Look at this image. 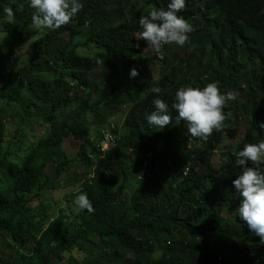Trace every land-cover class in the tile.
<instances>
[{"label": "trees", "instance_id": "1", "mask_svg": "<svg viewBox=\"0 0 264 264\" xmlns=\"http://www.w3.org/2000/svg\"><path fill=\"white\" fill-rule=\"evenodd\" d=\"M81 2L72 23L37 30L30 0H0L1 48L4 60L9 57L0 69L8 77L0 89V233L21 249L0 257V264H264V244L239 216L241 198L232 184L242 171L236 152L264 142V0H185L178 15L194 27L188 42L165 45L154 56L139 50L147 46L136 40L139 18L166 8V0ZM212 81L236 99L224 108L222 131L193 138L186 122L176 121L175 93ZM157 96L173 118L163 129L146 120ZM10 104L19 116L10 142L22 128L47 126L21 154L2 146ZM237 116L244 117L239 136ZM105 130L114 143L102 149ZM224 133L236 142L216 166L212 158ZM66 137L80 141L75 157L85 172L79 185L60 175L74 160L61 150ZM63 182L71 189L48 220L42 193ZM81 192L93 213L73 212ZM32 197L39 200L35 207H29Z\"/></svg>", "mask_w": 264, "mask_h": 264}, {"label": "clouds", "instance_id": "2", "mask_svg": "<svg viewBox=\"0 0 264 264\" xmlns=\"http://www.w3.org/2000/svg\"><path fill=\"white\" fill-rule=\"evenodd\" d=\"M166 3V8H153L139 18L142 30L136 40L143 39L147 47L156 53H160L165 45L183 47L189 40V34L194 31L192 24L178 15L185 9V0H166ZM30 7L35 10L31 16L34 29L57 30L72 23L84 5L81 0H30ZM4 12L9 21L15 15L10 6L5 7ZM136 46L139 47V44ZM97 63L104 61L98 60ZM137 75V69L132 68L130 77ZM152 92L160 94L161 89L155 87ZM235 99L234 91L223 93L218 82L212 81L203 87L179 88L172 108L178 113L176 121L186 122L187 131L193 138L207 140L214 131L223 130L226 120L224 108ZM153 104L155 110L146 116L147 123L158 129L169 126L173 118L168 104L158 96ZM235 157L236 165L242 169L232 181L241 198L238 213L248 228L260 237V243L264 244V172L260 170L264 165V142L245 144L236 152ZM73 205L76 214L84 210L89 213L95 211L87 194L83 192L75 196Z\"/></svg>", "mask_w": 264, "mask_h": 264}, {"label": "rangeland", "instance_id": "3", "mask_svg": "<svg viewBox=\"0 0 264 264\" xmlns=\"http://www.w3.org/2000/svg\"><path fill=\"white\" fill-rule=\"evenodd\" d=\"M138 34V33H137ZM136 34V36H137ZM84 36H79L77 37V40H82ZM2 38H3V34L0 33V69H3V67H6L8 65V61H9V57L6 58V61L4 60V54L5 52L2 50L1 47H3V43H2ZM75 39V37L73 38V40ZM66 37L61 36L60 38V42L64 43L66 42ZM142 40V39H141ZM140 51H144L146 52L149 56H154L156 53L153 49H150L147 46H141L139 47ZM24 51V46H21L20 49L18 50L19 53H22ZM207 48L205 47V51H204V59L203 61H210V55H208L207 53ZM9 56H12V53L9 54ZM1 57L3 59H1ZM158 58V56H157ZM155 67V66H154ZM152 69L153 72V80H156L159 76V73L157 71V68L155 67ZM1 72V71H0ZM8 85V77L7 74L1 76L0 75V89L1 88H5ZM1 103V101H0ZM8 108V107H7ZM14 108L15 105H11L9 106V111H8V117L6 118V120L4 121V141L2 143V146L5 147L6 145H11L9 151L12 153H17V154H21L23 153L24 149L29 145L26 144L27 142L34 143L36 141L37 138H39L41 136V134L43 132L46 131L47 126H44L41 122H37V124H34L31 128L30 127H25L22 128L24 130V133H22V136H17V138L13 139L10 142L11 139V135L13 134L15 128L17 127V123H18V118L19 116L17 114L14 113ZM238 117V123L236 124V134L235 136H239L242 131H243V127H244V117ZM117 117H110L108 120L113 121L115 123H117V121L119 122L120 119ZM229 122L232 123V118L229 119ZM26 125V124H22V127ZM119 125V123L117 124ZM225 134V133H224ZM8 140V141H6ZM236 140L235 138H229L226 136L225 134V138L223 139V141L220 143L219 147L216 149V152H214L213 155V163L214 165H219L220 162L228 155V153L231 150V147L235 144ZM8 143V144H7ZM80 141L79 140H75L71 137H66L61 141V150L63 152V155L66 157V159H74L70 162L69 160V167L67 168V166H65L64 171L62 172V174H66V179H67V183H72V184H78L82 181V179L84 177H80V175H83L85 172V168L82 167L78 160H76V152L77 149L79 147ZM19 146V148L17 149V147ZM13 149H15V152L12 151ZM11 157V156H10ZM67 168V169H66ZM262 170L264 172V166H262ZM0 172H1V168H0ZM59 175V176H60ZM64 183L60 185V187H58L57 189H53V190H47L44 191L42 193V207L45 209L44 210V214H46L48 216V220L51 219H55L56 215H57V209L58 208H63L64 204H63V200H64V195L66 192H69L70 189L66 188L64 186ZM2 185V183H0ZM77 185V186H78ZM76 186V185H75ZM37 204H39V200L36 197H32V199H29V207H35ZM68 222V221H67ZM121 249V248H120ZM122 252H125V250L122 248L121 249ZM21 253V249L16 248L15 246H11L8 241L7 238L4 237V235L2 233H0V257H14L17 256ZM71 256L73 257H77L79 256L76 253V250L73 249L71 250V252L69 253ZM68 253H65V257H67L69 255ZM66 262V258L63 260V263ZM77 264H80L79 262Z\"/></svg>", "mask_w": 264, "mask_h": 264}, {"label": "built area", "instance_id": "4", "mask_svg": "<svg viewBox=\"0 0 264 264\" xmlns=\"http://www.w3.org/2000/svg\"><path fill=\"white\" fill-rule=\"evenodd\" d=\"M113 143H114L113 134L111 132L105 130L103 135H102V149L113 145Z\"/></svg>", "mask_w": 264, "mask_h": 264}]
</instances>
